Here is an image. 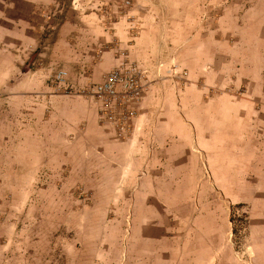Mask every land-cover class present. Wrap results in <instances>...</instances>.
<instances>
[{"label":"rangeland","instance_id":"374dc122","mask_svg":"<svg viewBox=\"0 0 264 264\" xmlns=\"http://www.w3.org/2000/svg\"><path fill=\"white\" fill-rule=\"evenodd\" d=\"M36 2L0 49V264H264V0Z\"/></svg>","mask_w":264,"mask_h":264},{"label":"crops","instance_id":"0c3cea01","mask_svg":"<svg viewBox=\"0 0 264 264\" xmlns=\"http://www.w3.org/2000/svg\"><path fill=\"white\" fill-rule=\"evenodd\" d=\"M4 1L14 2V5L7 10L5 7L1 6L0 4V49L3 50L4 52H9V53L14 50L20 51L19 55L21 57L22 53L26 49L29 50V47L30 46L34 47L35 44V39L37 35L35 9L37 6V2H36L37 0H0V2H4ZM186 11L187 10H184L183 14ZM174 12L175 11L171 12L172 16L170 15L168 16V18L175 17V19H180V18L182 19L183 14L180 12V9H177L176 13ZM147 15L149 16L150 14ZM155 26H159V25L155 24ZM142 29L144 28L142 27ZM144 34H145L144 30H142V36ZM108 39H110V36H106V35H104V38H102L103 41H107ZM151 42H152L151 43L152 47L154 43L156 44L155 48L158 46L157 38L154 37V40H152ZM144 46H145L144 50L147 51L154 50V47L151 48L148 45V43L145 44ZM137 48L139 49V44ZM28 126L30 129V123Z\"/></svg>","mask_w":264,"mask_h":264},{"label":"built area","instance_id":"2783aa9c","mask_svg":"<svg viewBox=\"0 0 264 264\" xmlns=\"http://www.w3.org/2000/svg\"><path fill=\"white\" fill-rule=\"evenodd\" d=\"M124 71H116L110 74L104 84L98 86L95 90V93L102 98H104L106 104H110V102H113L118 97V90L117 86L119 84L124 85L126 87L127 85L133 83V86H136L134 88V94L135 96H139L141 91L143 90V86L137 87L139 84V80L143 78V72L138 68L136 65H128L125 66ZM141 82V81H140ZM132 115V114H131Z\"/></svg>","mask_w":264,"mask_h":264}]
</instances>
